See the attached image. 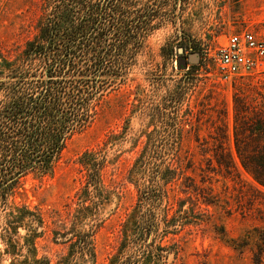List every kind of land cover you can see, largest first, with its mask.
<instances>
[{"label": "rangeland", "instance_id": "obj_1", "mask_svg": "<svg viewBox=\"0 0 264 264\" xmlns=\"http://www.w3.org/2000/svg\"><path fill=\"white\" fill-rule=\"evenodd\" d=\"M158 1V16L126 59L125 74L96 102L89 123L68 138L52 173L26 175L8 208L0 209V264L27 256L24 226L11 235L14 248L4 235L5 221L19 207L41 220L33 223L40 231L32 241L35 257L57 264L68 256L66 232L86 200L87 153L102 161L106 199L97 209L85 201L92 256L81 261L76 254L68 263L264 264V185L240 161L264 157V58L248 74L224 81L212 57L231 33L251 31L264 39V0ZM42 14V0H0V56L18 57ZM176 43L181 53L179 47L169 56L161 51ZM191 54L198 59L190 62ZM179 84L186 89L174 99ZM172 140L180 142L171 152L176 178L166 185L156 230L137 241L131 225L138 192L129 171L147 142ZM147 148L152 152L151 144ZM152 238L156 244L146 247ZM147 249L154 261L143 256Z\"/></svg>", "mask_w": 264, "mask_h": 264}, {"label": "trees", "instance_id": "obj_2", "mask_svg": "<svg viewBox=\"0 0 264 264\" xmlns=\"http://www.w3.org/2000/svg\"><path fill=\"white\" fill-rule=\"evenodd\" d=\"M147 2L42 0L43 14L34 37L25 42L15 59L8 61L0 56V209L8 208L9 199L26 175L52 173L68 138L89 123L96 102L125 74L126 59H132L142 45L162 5L158 0ZM179 46L182 45L162 46L161 51L169 56ZM185 89L179 84L170 96L180 98ZM149 144L152 152L147 151ZM179 144L178 140L147 142L129 171L138 192L135 222L131 225V235L137 241L156 230L166 185L176 178L178 167L171 152ZM84 159L88 173L83 193L95 208L106 199L99 178L102 161L92 153L84 155ZM240 161L264 185L259 171V167L264 170V157L240 156ZM85 201L66 232L70 234L68 256L57 264H75L68 263L72 256L79 254L83 261L86 255L93 254L94 230L92 225L84 227L89 207ZM34 222L38 227L41 220L26 207H19L4 223L8 226L7 230L3 227L4 235L11 237L6 240L10 248H14L11 235L16 229L24 226L27 230V256L17 264H48L47 259L35 257L32 241L40 231ZM144 222L148 223L145 230ZM153 244L154 238L146 247L152 248ZM151 252L147 249L143 256L154 261Z\"/></svg>", "mask_w": 264, "mask_h": 264}, {"label": "built area", "instance_id": "obj_3", "mask_svg": "<svg viewBox=\"0 0 264 264\" xmlns=\"http://www.w3.org/2000/svg\"><path fill=\"white\" fill-rule=\"evenodd\" d=\"M212 57L218 77L230 81L233 77L248 74L260 65L264 58V39L251 31L231 33Z\"/></svg>", "mask_w": 264, "mask_h": 264}, {"label": "water", "instance_id": "obj_4", "mask_svg": "<svg viewBox=\"0 0 264 264\" xmlns=\"http://www.w3.org/2000/svg\"><path fill=\"white\" fill-rule=\"evenodd\" d=\"M178 52H179V53L182 52V48H181V47L178 48ZM197 59H198V58H197V54H191V55L189 56V59H188V60H189L190 62H192V61H196ZM178 62H179L180 65H185V60L182 59L181 57H179Z\"/></svg>", "mask_w": 264, "mask_h": 264}]
</instances>
